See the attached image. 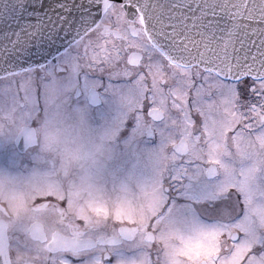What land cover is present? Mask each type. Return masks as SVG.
I'll return each mask as SVG.
<instances>
[{"label": "snow or ice", "instance_id": "obj_1", "mask_svg": "<svg viewBox=\"0 0 264 264\" xmlns=\"http://www.w3.org/2000/svg\"><path fill=\"white\" fill-rule=\"evenodd\" d=\"M0 25V118L28 116L52 71H102L165 138L156 186L71 218L54 205L51 235L0 226V264H264V0H0ZM204 177L223 180L221 222L183 231L172 186Z\"/></svg>", "mask_w": 264, "mask_h": 264}, {"label": "clouds", "instance_id": "obj_2", "mask_svg": "<svg viewBox=\"0 0 264 264\" xmlns=\"http://www.w3.org/2000/svg\"><path fill=\"white\" fill-rule=\"evenodd\" d=\"M69 76L70 72L52 71L33 82L36 100L27 111L39 120L35 128L45 162L22 174L0 167V226L5 227L7 236L19 230L30 238L29 230L34 227L49 235L62 230L54 205L62 203L65 215L71 218L80 208H112L118 201L96 191L100 171L108 159L110 136L68 106ZM24 118H0V133L22 125ZM45 204L48 207L41 209Z\"/></svg>", "mask_w": 264, "mask_h": 264}, {"label": "rangeland", "instance_id": "obj_3", "mask_svg": "<svg viewBox=\"0 0 264 264\" xmlns=\"http://www.w3.org/2000/svg\"><path fill=\"white\" fill-rule=\"evenodd\" d=\"M128 87L129 84L124 82L119 84L111 82L112 96L108 98V100L111 99L108 102L117 107L115 109L116 114L114 118L106 116L101 124L91 122L85 107L75 108V111L85 115L90 125L107 132L110 136L111 147L108 145V159L100 171L96 191L99 195L114 201L129 198L158 184L159 160L162 154L161 150L165 147V138L159 131H157L155 142H149L144 137L143 119L137 123L135 128L130 130V133L127 134L124 131V120L127 117V112L139 107L133 86ZM66 103L70 104L68 98ZM105 111L107 113V109ZM37 120L38 118L32 114L24 118V123H34ZM138 120L136 117L137 122ZM15 126L18 125L8 127L5 130L7 133L0 137V162H6L11 166L10 168L15 167L18 163L16 153L10 144V132ZM160 126V123L155 124L157 129ZM42 154L37 150L35 155L37 160ZM261 179L264 180V177ZM222 184L223 180L218 177H204L191 192H179L177 186L173 185L171 192H174L176 196L173 197L174 201L170 197L169 203L174 205L177 211L172 215L173 218H170V223L183 231H190L194 227L208 224L206 223L208 220H214L213 223L221 222L214 209L219 201ZM176 200L178 201L176 202ZM239 209H242V205L237 202L233 214H236ZM199 211L208 214V218L201 217L202 214ZM244 211V215H247V210L244 209ZM240 218L242 219L243 216Z\"/></svg>", "mask_w": 264, "mask_h": 264}, {"label": "flooded vegetation", "instance_id": "obj_4", "mask_svg": "<svg viewBox=\"0 0 264 264\" xmlns=\"http://www.w3.org/2000/svg\"><path fill=\"white\" fill-rule=\"evenodd\" d=\"M111 82L116 84L124 82L126 84H129V87L133 86L132 82L127 78L112 77L108 73L102 71H84L77 73L76 75L69 76L67 78V98L70 102L68 106L73 110H75V108L81 109V107H85L88 110L87 112L89 113L91 122L93 124H101L106 116H108L109 118L112 116V118H114L116 114L115 109L117 107L110 105L109 102L111 101V99L108 100V98L112 96ZM138 108L139 107L127 112V117L124 120V131L127 134L130 133V130L135 128L137 126V123H139L141 119H143V126L145 131L144 137L148 139L149 142H155L157 139V131L154 130V127L155 124L159 122L146 120L144 115L138 111ZM106 109L107 113L105 111ZM136 117H138L139 119L138 122L136 121ZM37 123H39V120L34 121V123H23L22 125L15 126L11 130L10 144L13 147L14 152L16 153L18 163L15 167L10 168L11 166H9L6 162H0V167L6 166L7 169H12L19 173H23L27 170H36L35 167L44 162V154H42V156H40L38 160L35 156L37 150L38 152L43 153V149L37 139V130L35 128V125ZM5 133L7 132L0 133V137ZM109 145L111 147V142H109ZM175 196L176 194L174 192H171L172 200ZM177 201L178 200H176V202ZM199 212L202 214L201 217L208 218V214H204V212L201 211ZM240 212L241 209H239L236 214H239ZM172 218L173 217H171V219ZM213 222L214 220H208L206 223Z\"/></svg>", "mask_w": 264, "mask_h": 264}, {"label": "water", "instance_id": "obj_5", "mask_svg": "<svg viewBox=\"0 0 264 264\" xmlns=\"http://www.w3.org/2000/svg\"><path fill=\"white\" fill-rule=\"evenodd\" d=\"M3 30V25H0V31H2Z\"/></svg>", "mask_w": 264, "mask_h": 264}]
</instances>
